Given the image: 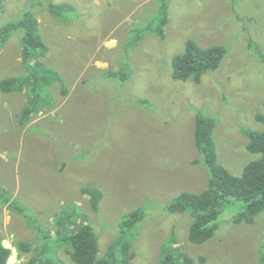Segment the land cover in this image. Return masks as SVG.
Listing matches in <instances>:
<instances>
[{"label": "rangeland", "instance_id": "obj_1", "mask_svg": "<svg viewBox=\"0 0 264 264\" xmlns=\"http://www.w3.org/2000/svg\"><path fill=\"white\" fill-rule=\"evenodd\" d=\"M49 3L75 9L60 18ZM164 4L163 39L155 27ZM26 10L48 47L41 57L47 75L60 78L38 87L47 108L22 125L33 95L5 92L1 81L31 69L23 32L0 46V200L17 207L1 202L0 238L13 250L11 264L30 259L19 255L17 241H43V231L52 235L64 213L80 216L73 227L95 228L100 256L120 236L129 237L130 264H159L167 253L189 255L195 264H262L263 212L254 223H237L246 202L233 200L215 236L194 243L192 214L169 205L182 192L209 185L196 146L198 115L215 119L219 161L232 173L242 175L259 156L247 149L245 130L264 129L256 119L264 114V0H4L0 28ZM189 39L227 48L220 67L200 83L173 78L174 56ZM86 186L103 192L98 209L83 194ZM135 209L145 217L122 233ZM49 256L52 264H77L66 246L53 245Z\"/></svg>", "mask_w": 264, "mask_h": 264}, {"label": "trees", "instance_id": "obj_2", "mask_svg": "<svg viewBox=\"0 0 264 264\" xmlns=\"http://www.w3.org/2000/svg\"><path fill=\"white\" fill-rule=\"evenodd\" d=\"M0 0V8L3 6ZM51 12L57 17L64 18L67 10L75 7L71 4L49 3ZM168 6L163 5V17L155 27L156 33L165 38V26L168 24ZM21 30L23 32L22 48L25 61L31 66L27 68V75L21 77H9L1 81V89L5 92L30 91L31 103L26 105L20 114V123L28 124L35 113L47 108V101L41 104L39 88L47 85V82L58 81L60 77L47 75V68L41 61L47 50V44L36 32V21L31 10H26L22 17L9 22L0 28V46L7 37ZM139 37L134 43L138 42ZM227 48L222 45L201 46L196 40L189 39L186 50L174 56L173 78L187 81L193 79L200 83L203 76L220 67ZM34 59V60H33ZM45 66V67H44ZM110 75H118V72L110 71ZM32 85L31 89L30 86ZM44 88V86H43ZM66 92V89H64ZM32 93V94H31ZM29 100V101H30ZM146 103V100H142ZM256 119L264 126V114L258 113ZM216 121L210 116L198 115L196 119V146L203 154L205 163L210 170L208 187L200 193L192 191L182 192L169 205L172 212H190L193 221L190 227L189 238L194 243H204L213 238L218 230V220L225 208L233 200L246 202L244 209L235 217V222L254 223L260 213H264V129L245 130L249 142L247 149L258 158L249 162L242 175L232 173L225 165L220 163L217 145L214 137ZM198 162V160H196ZM83 194L90 196L92 208L98 209L103 192L94 186H86L82 189ZM12 210L17 207L10 199L0 200ZM57 229L52 232L43 231V241L32 242L20 240L15 243L19 255L30 254L26 264H52L50 251L53 245L66 246V251L71 259L77 264H130L135 254L130 252L132 242L129 237H119L113 241L104 256H100L101 248L99 236L90 223H84L73 227L74 216L72 213L58 215ZM84 217V216H81ZM145 213L141 209L131 211L122 221V233L132 228L143 220ZM54 236L56 239L54 240ZM13 254L12 248L5 246L0 238V264H8ZM264 264V253L262 256ZM159 264H195V259L189 255H177L167 253Z\"/></svg>", "mask_w": 264, "mask_h": 264}, {"label": "bare ground", "instance_id": "obj_3", "mask_svg": "<svg viewBox=\"0 0 264 264\" xmlns=\"http://www.w3.org/2000/svg\"><path fill=\"white\" fill-rule=\"evenodd\" d=\"M10 260H11V261H10V264H11V263L13 262V258H11Z\"/></svg>", "mask_w": 264, "mask_h": 264}, {"label": "crops", "instance_id": "obj_4", "mask_svg": "<svg viewBox=\"0 0 264 264\" xmlns=\"http://www.w3.org/2000/svg\"><path fill=\"white\" fill-rule=\"evenodd\" d=\"M4 243V242H3ZM5 245V244H4ZM6 246V245H5Z\"/></svg>", "mask_w": 264, "mask_h": 264}]
</instances>
